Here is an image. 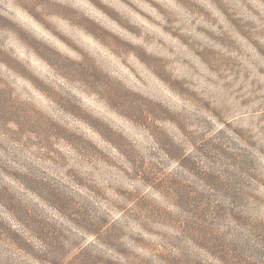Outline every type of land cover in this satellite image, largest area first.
I'll return each mask as SVG.
<instances>
[{"label": "clouds", "instance_id": "9594fccd", "mask_svg": "<svg viewBox=\"0 0 264 264\" xmlns=\"http://www.w3.org/2000/svg\"><path fill=\"white\" fill-rule=\"evenodd\" d=\"M0 264H264V0H0Z\"/></svg>", "mask_w": 264, "mask_h": 264}]
</instances>
